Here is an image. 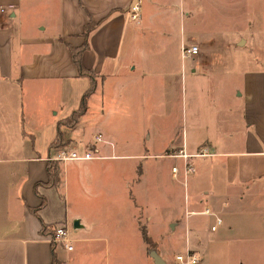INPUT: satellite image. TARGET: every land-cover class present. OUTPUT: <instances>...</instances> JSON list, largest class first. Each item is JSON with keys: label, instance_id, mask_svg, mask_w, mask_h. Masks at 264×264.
<instances>
[{"label": "crops", "instance_id": "obj_1", "mask_svg": "<svg viewBox=\"0 0 264 264\" xmlns=\"http://www.w3.org/2000/svg\"><path fill=\"white\" fill-rule=\"evenodd\" d=\"M183 9L181 0H0V264H155L152 249L173 264L186 248L202 264L205 248L264 244V61L235 66L216 42L186 43ZM85 41L80 75L70 48ZM183 44L199 53L183 57ZM91 87L84 112L65 123ZM95 93L101 115L117 99L119 130L132 117L138 133L117 139L103 121V141L74 134ZM61 147L98 157L56 161ZM203 147L209 155L194 156ZM49 160L56 185L46 184ZM71 182L90 217L69 205ZM59 223L71 250L43 232Z\"/></svg>", "mask_w": 264, "mask_h": 264}, {"label": "rangeland", "instance_id": "obj_2", "mask_svg": "<svg viewBox=\"0 0 264 264\" xmlns=\"http://www.w3.org/2000/svg\"><path fill=\"white\" fill-rule=\"evenodd\" d=\"M181 5L184 7L183 22L177 17L176 25L178 32L182 31V34L184 32L186 43H191L195 36L204 42H216L214 48L217 49L214 52L224 50L229 52L233 57L232 65L235 66L239 65L240 60L245 59L246 56L249 57L252 68L264 61V0H181ZM179 9L177 5V11ZM241 37L246 38V44L239 41ZM223 40L226 44L219 43ZM235 40L238 42L237 46H233ZM211 64L212 62L209 61L207 68L212 67ZM92 97L89 99L90 108L80 119L74 134L84 135L85 141L93 140L97 133L105 136L102 130L103 121L106 123V133L112 131L117 139L122 135L128 137L138 133L133 129L132 117L125 123L126 130H119V117L115 113L117 99H111L113 104L104 109L105 114L101 115L102 100L96 98V93ZM70 120L71 117L67 119L69 122ZM69 193L68 203L72 206V210L90 217L93 208L91 201L81 196L72 182ZM205 234L209 237V234ZM211 249L205 248L208 254L205 253L203 256L202 264H264V244L214 247V251Z\"/></svg>", "mask_w": 264, "mask_h": 264}, {"label": "built area", "instance_id": "obj_3", "mask_svg": "<svg viewBox=\"0 0 264 264\" xmlns=\"http://www.w3.org/2000/svg\"><path fill=\"white\" fill-rule=\"evenodd\" d=\"M140 5L138 1L133 2L130 5V10H129V17L130 20H136L139 17L140 13ZM181 52L183 57H193L196 54L199 53V48L198 45L196 44H183L181 46ZM95 141H103L102 135L97 134L95 136ZM183 157H186V154H182ZM206 156L209 155L208 149L203 147L199 149L194 156ZM98 157L96 156L95 149L93 147L88 148V150L84 152H79L76 149H68L66 147H61L58 149L57 153L53 157L54 160L56 161H69V160H88ZM172 175H176L175 173L177 172L176 167H172ZM192 171V167L187 164L185 169H184V174H187ZM208 211V210H206ZM221 223V219L217 218V224ZM216 225H213L211 228L212 230L215 229ZM50 239L53 241L55 244H62L66 249L71 250L73 247L70 244V239L68 238V231H67V226L65 223H59L53 228V231L49 234ZM199 260L198 255L194 252L191 251L189 248H186L183 250V252L177 254L174 258V263L173 264H197Z\"/></svg>", "mask_w": 264, "mask_h": 264}, {"label": "trees", "instance_id": "obj_4", "mask_svg": "<svg viewBox=\"0 0 264 264\" xmlns=\"http://www.w3.org/2000/svg\"><path fill=\"white\" fill-rule=\"evenodd\" d=\"M91 25H87L86 28H85V33H84V36H86L88 34V32L91 30ZM87 46V41H85L84 45H82L81 47L79 48H75V47H71L70 48V53L72 54V57H73V60H74V63L77 67V70L79 71L80 75H86L88 73V71L86 69L83 68L82 66V63H81V53L82 51L86 48ZM92 90V87L91 89H87V92H85V94H83L82 98H81V103H80V106L78 107V109L76 111H74L72 113V117H71V120L70 122L69 121H66L65 123L69 124L72 126V124L80 117V115L84 112L85 110V107H86V96L87 94H89ZM60 133H58V136L56 138V141L54 142V144H57V142L59 143L60 141ZM47 172H48V181L46 182V184L48 185H56L58 183V173H57V162H54L53 160H49L47 161ZM44 231H48L49 234L53 231V228L52 227H44L43 229V232ZM142 237H144L146 243L149 245V246H152L153 244V241L150 240L149 237H147V235L145 234L143 228H142ZM55 262H53L52 264H54Z\"/></svg>", "mask_w": 264, "mask_h": 264}, {"label": "water", "instance_id": "obj_5", "mask_svg": "<svg viewBox=\"0 0 264 264\" xmlns=\"http://www.w3.org/2000/svg\"><path fill=\"white\" fill-rule=\"evenodd\" d=\"M74 223L77 224V220H75ZM151 256H153L155 264H164L163 261L160 259L158 253L154 249L151 250Z\"/></svg>", "mask_w": 264, "mask_h": 264}]
</instances>
